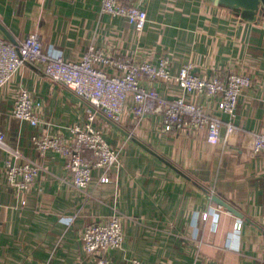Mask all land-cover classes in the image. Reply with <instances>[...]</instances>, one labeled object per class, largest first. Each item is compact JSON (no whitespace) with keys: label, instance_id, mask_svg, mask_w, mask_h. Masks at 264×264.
I'll list each match as a JSON object with an SVG mask.
<instances>
[{"label":"crops","instance_id":"0c3cea01","mask_svg":"<svg viewBox=\"0 0 264 264\" xmlns=\"http://www.w3.org/2000/svg\"><path fill=\"white\" fill-rule=\"evenodd\" d=\"M120 2L146 13L141 31L103 13L101 0H0V26L10 40L1 31L0 38L17 44L37 33L43 52L70 62L80 61L90 46L154 65L166 59L171 81H142L166 100L182 96L174 77L187 63L200 77L246 76L250 87L238 98L234 120L241 135L211 145L205 130L166 132L160 114L138 119L129 103L118 123L97 115L92 126L117 152V163L108 184L98 183L103 170H92L85 197L70 185L64 159L52 150L40 153L33 138L71 144L69 129L86 123L89 107L39 67L25 64L0 88V131L19 154L13 164L33 162L40 171L19 190L6 179L9 154L0 151V264H98L101 255L85 253L82 233L112 207L122 215L123 241L102 255L108 264H264V155L252 153L247 139L240 146L242 134L264 133V17L249 20L206 0ZM21 89L39 103L36 126L11 114ZM185 99L215 113V103L204 96ZM212 195L241 217L213 203Z\"/></svg>","mask_w":264,"mask_h":264},{"label":"built area","instance_id":"2783aa9c","mask_svg":"<svg viewBox=\"0 0 264 264\" xmlns=\"http://www.w3.org/2000/svg\"><path fill=\"white\" fill-rule=\"evenodd\" d=\"M101 10L113 17L123 18L126 25L136 31H141L146 22V13L136 4L101 0ZM25 64L39 67L45 76L68 88L89 107L86 123L69 129L71 144L59 137L33 138V145L40 153L52 150L64 159L71 176L70 185L85 197L89 196L87 190L92 170H103L98 183L108 184V172L117 163V152L109 147L101 132L92 126L97 115L118 123L125 104L129 103V111L138 119L148 112L160 114L166 132L205 130L207 143L211 145L220 141L226 144L231 137L241 135L234 120L237 117L238 98L244 89L250 87V79L246 76L230 73L224 79L218 76L200 77L192 73V65L187 63L174 77L182 96L166 100L159 96L155 88L146 90L142 85V81L168 83L173 79L166 59L154 65L110 56L90 46L80 61L70 62L58 53L43 52L37 33H29L17 44L0 38V88ZM103 67L113 69L118 74L110 76L101 70ZM184 95L204 96L211 100L215 103V113L208 112L205 106L189 102ZM38 107L39 103H35L30 94L21 89L12 105L11 114L19 121L36 126L40 122ZM222 115L228 117L225 123L221 120ZM245 139L252 153L264 155V133L242 134L241 147ZM0 151L9 154L3 161L7 181L19 190L27 189L37 177L40 167L33 162L14 165L13 158H18L19 154L6 145L2 131ZM111 209L112 213L108 217L92 221L82 233L85 253L101 255L98 264H108L102 255L121 247L123 241L122 215L115 207ZM200 218L206 221L208 214L202 213ZM233 228L238 231L240 227L234 224ZM132 264L143 263L133 260Z\"/></svg>","mask_w":264,"mask_h":264},{"label":"water","instance_id":"95a60500","mask_svg":"<svg viewBox=\"0 0 264 264\" xmlns=\"http://www.w3.org/2000/svg\"><path fill=\"white\" fill-rule=\"evenodd\" d=\"M214 6L226 9L231 13H238L249 20H256L257 17H264V0H206ZM0 31L5 38L10 40L9 34L0 26ZM211 201L224 208L235 217H241L230 205L212 195Z\"/></svg>","mask_w":264,"mask_h":264}]
</instances>
